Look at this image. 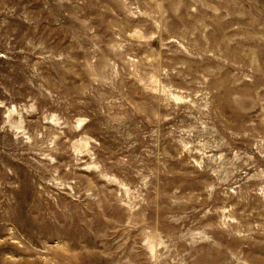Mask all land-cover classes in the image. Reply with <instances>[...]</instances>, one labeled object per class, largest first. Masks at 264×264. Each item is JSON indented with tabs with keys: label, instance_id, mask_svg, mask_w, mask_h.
<instances>
[{
	"label": "rangeland",
	"instance_id": "rangeland-1",
	"mask_svg": "<svg viewBox=\"0 0 264 264\" xmlns=\"http://www.w3.org/2000/svg\"><path fill=\"white\" fill-rule=\"evenodd\" d=\"M0 264H264V0H0Z\"/></svg>",
	"mask_w": 264,
	"mask_h": 264
}]
</instances>
